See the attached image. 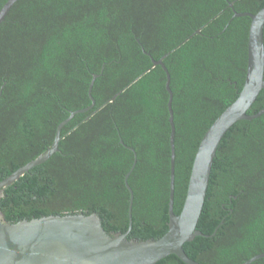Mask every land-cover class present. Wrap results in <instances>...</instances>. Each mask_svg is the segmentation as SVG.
Listing matches in <instances>:
<instances>
[{
	"label": "trees",
	"instance_id": "1",
	"mask_svg": "<svg viewBox=\"0 0 264 264\" xmlns=\"http://www.w3.org/2000/svg\"><path fill=\"white\" fill-rule=\"evenodd\" d=\"M7 1L0 0V9ZM229 1L238 12L264 6V0H17L0 23V181L45 152L71 111L91 105L89 86L100 75L95 106L64 125L60 150L5 188L0 211L6 219L97 212L108 233L126 232L125 175L135 156L122 138L137 152L128 238L165 234L167 76L137 39L155 59L169 53L174 211L180 213L198 145L246 77L251 18L234 17ZM263 107L264 88L248 113ZM197 228L210 236L199 235L184 249L203 264H241L264 252V114L237 121L222 138ZM156 264L187 263L171 254ZM250 264H264V257Z\"/></svg>",
	"mask_w": 264,
	"mask_h": 264
},
{
	"label": "water",
	"instance_id": "2",
	"mask_svg": "<svg viewBox=\"0 0 264 264\" xmlns=\"http://www.w3.org/2000/svg\"><path fill=\"white\" fill-rule=\"evenodd\" d=\"M16 1L8 0L0 9V23L5 19ZM229 6L234 10V17L249 16L251 18L246 77L238 97L213 121L198 145L190 173L186 198L180 213L174 211L176 163L174 93L170 85L171 74L164 63V58L169 53H166L160 59H155L145 49L140 39H137L143 51L151 57L153 65H161L167 76L166 88L169 93L168 109L171 125V178L167 232L157 239L128 238V233L131 231L133 224L134 204V190L129 183V177L137 163V152L135 148L125 144L121 138V143L132 150L135 156L131 169L125 175V184L130 192L128 230L124 233H108L97 212L89 214L82 212L63 215L51 214L10 222L0 211V264H156L159 260L171 254L177 255L187 264H203L187 254L184 244L194 240L199 235L210 236L199 230L197 225L205 204L218 146L234 123L243 119L252 120L264 114V107L256 113H248L249 108L264 88V6L256 13L250 11L238 12L234 8V1H229ZM196 32H200V29H197ZM99 75L98 73L93 74L89 86L88 93L92 100L91 105L71 111L70 115L59 123L54 140L45 152L0 181V199L8 185L14 183L25 172L45 162L60 150L59 143L64 125L77 113L87 112L95 106L96 100L92 90ZM126 88L127 86L115 93L103 105L115 100ZM2 90L3 87L0 90V95ZM89 117L90 115L87 116V119ZM262 257H264V252L252 256L241 264H250Z\"/></svg>",
	"mask_w": 264,
	"mask_h": 264
}]
</instances>
